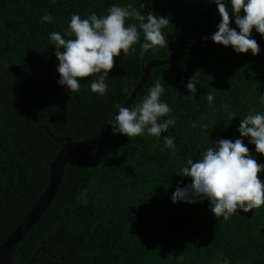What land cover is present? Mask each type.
I'll list each match as a JSON object with an SVG mask.
<instances>
[{
  "label": "trees",
  "instance_id": "obj_1",
  "mask_svg": "<svg viewBox=\"0 0 264 264\" xmlns=\"http://www.w3.org/2000/svg\"><path fill=\"white\" fill-rule=\"evenodd\" d=\"M225 2L230 27L239 31L231 0ZM113 5L170 18L162 29L167 44L141 57V32L135 52L115 59L104 95L91 91L95 77H89L71 96L58 84L50 34L69 38L73 14L102 17ZM46 14L51 22L42 21ZM221 19L209 0H0V244L46 189L59 139L95 141L143 66L193 45L194 29L211 38ZM252 38L259 55L237 54L212 41L181 48L170 63L152 67L129 107L160 80L165 89L160 101L171 110L160 122L175 123L158 137L146 130L134 138L111 131L98 147L70 155L53 201L12 249L13 264H212L218 257L225 264H264V206L218 220L207 199L172 200L177 188L192 183L178 175L187 161L196 162L220 139H242L264 165V155L238 131L248 114H264V36L253 29ZM194 75L197 92L191 95L187 84ZM207 94L214 97L211 105ZM166 136L174 149L165 146ZM260 178L264 181V171Z\"/></svg>",
  "mask_w": 264,
  "mask_h": 264
},
{
  "label": "clouds",
  "instance_id": "obj_2",
  "mask_svg": "<svg viewBox=\"0 0 264 264\" xmlns=\"http://www.w3.org/2000/svg\"><path fill=\"white\" fill-rule=\"evenodd\" d=\"M209 3L217 5L222 18L211 39L225 47L231 46L237 54L251 51L254 56L259 55L260 46L252 38V32L255 29L264 36V0H231V10L239 31L230 27L232 16L225 0H209ZM130 18L138 23L127 25ZM42 21L51 22V14L44 15ZM169 23L170 18H157L152 12L145 16L131 5H113L108 9V14L102 17L92 13L82 19L80 15L73 14L66 34L69 38L59 32L50 34L59 61L58 84L66 86L72 96L79 91L81 80L95 77L90 82L91 91L104 95L115 59L121 53L126 56L135 52L133 45L140 41L141 32V57L149 49L165 47L167 42L162 29ZM196 75L187 84L191 95L197 92ZM164 90V84L157 80L134 107L117 104L118 114L109 124L113 135L134 138L142 136L146 130L149 135L158 137L166 132L175 120L169 118L160 122L171 111L167 103L160 101ZM127 91L125 88L124 92ZM207 100L211 105L213 95L207 94ZM261 102L264 103V95H261ZM238 131L242 137H250L249 143L255 145L256 153L264 155V114H248L241 119ZM164 144L170 149L175 148L173 139L167 136ZM187 164L190 167H183L178 175L191 178L192 183L176 189L172 196L173 203L196 204L207 199L210 201V211L218 220L221 217L229 219L238 209L248 213L264 206V181L260 178L264 165L252 157L242 139L235 142L229 139L215 141L214 147L207 148L196 162L189 159Z\"/></svg>",
  "mask_w": 264,
  "mask_h": 264
},
{
  "label": "water",
  "instance_id": "obj_3",
  "mask_svg": "<svg viewBox=\"0 0 264 264\" xmlns=\"http://www.w3.org/2000/svg\"><path fill=\"white\" fill-rule=\"evenodd\" d=\"M196 16L191 25H194ZM197 34V41L193 45L189 46H179L175 48L165 59L158 60L153 59L149 61L145 66L142 67V75L139 80L134 85L131 93L128 98L121 104V106H129L132 100L134 99L136 93L141 89V87L145 84L146 80L149 77L150 70L154 66L162 65L165 63H170L176 58L177 52L181 48H196L197 46H203L207 43L212 42L211 38H204L201 31L198 29H194ZM118 109H116L111 116L109 122L106 124L104 130L101 135L92 142L88 141H75L72 140L71 137H64L59 139L62 142L61 148L55 154L53 161L50 163L48 177L49 182L44 190V192L39 196V198L35 201L33 207L28 211L23 220L15 227V229L9 234V236L0 244V264H13L11 258V252L14 246L18 243V241L26 234V232L41 218L45 210L49 207L51 202L53 201L60 182L62 180L63 168L66 159L75 153H79L82 151L91 150L93 148L98 147L101 143H103L108 135L111 133L112 129L109 125L113 117L118 114Z\"/></svg>",
  "mask_w": 264,
  "mask_h": 264
},
{
  "label": "rangeland",
  "instance_id": "obj_4",
  "mask_svg": "<svg viewBox=\"0 0 264 264\" xmlns=\"http://www.w3.org/2000/svg\"><path fill=\"white\" fill-rule=\"evenodd\" d=\"M212 264H225V261L223 258L218 257Z\"/></svg>",
  "mask_w": 264,
  "mask_h": 264
}]
</instances>
